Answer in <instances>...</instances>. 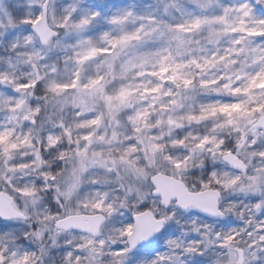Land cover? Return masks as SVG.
<instances>
[{"label":"snow or ice","instance_id":"snow-or-ice-1","mask_svg":"<svg viewBox=\"0 0 264 264\" xmlns=\"http://www.w3.org/2000/svg\"><path fill=\"white\" fill-rule=\"evenodd\" d=\"M0 264H264V0H0Z\"/></svg>","mask_w":264,"mask_h":264},{"label":"rangeland","instance_id":"rangeland-1","mask_svg":"<svg viewBox=\"0 0 264 264\" xmlns=\"http://www.w3.org/2000/svg\"><path fill=\"white\" fill-rule=\"evenodd\" d=\"M9 8H15L16 5H23L24 0H5ZM113 3H128L130 0H112Z\"/></svg>","mask_w":264,"mask_h":264}]
</instances>
